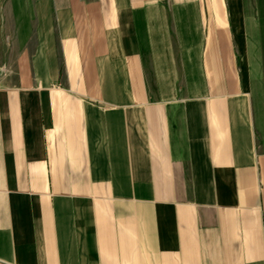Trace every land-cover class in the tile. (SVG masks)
<instances>
[{
  "label": "crops",
  "instance_id": "obj_1",
  "mask_svg": "<svg viewBox=\"0 0 264 264\" xmlns=\"http://www.w3.org/2000/svg\"><path fill=\"white\" fill-rule=\"evenodd\" d=\"M0 0V264H264V0Z\"/></svg>",
  "mask_w": 264,
  "mask_h": 264
},
{
  "label": "rangeland",
  "instance_id": "obj_2",
  "mask_svg": "<svg viewBox=\"0 0 264 264\" xmlns=\"http://www.w3.org/2000/svg\"><path fill=\"white\" fill-rule=\"evenodd\" d=\"M189 2L188 0H165V3H171V2Z\"/></svg>",
  "mask_w": 264,
  "mask_h": 264
}]
</instances>
